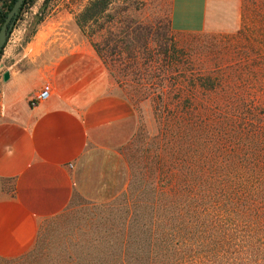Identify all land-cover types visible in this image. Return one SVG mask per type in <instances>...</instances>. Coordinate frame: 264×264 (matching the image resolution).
I'll use <instances>...</instances> for the list:
<instances>
[{"label":"rangeland","instance_id":"374dc122","mask_svg":"<svg viewBox=\"0 0 264 264\" xmlns=\"http://www.w3.org/2000/svg\"><path fill=\"white\" fill-rule=\"evenodd\" d=\"M93 1L32 0L22 7L0 50V118L5 113L3 71L34 67L81 44L95 52V43L113 60L110 69L127 72L132 32L158 20L165 23L168 16L176 45L207 55L209 65L242 59L253 64L263 43L264 0H96L91 6ZM103 65L110 91L125 97ZM125 98L133 107L129 119L89 131L66 207L40 222L26 252L0 257V264H229L225 243L238 238L243 245L255 239L263 245L253 246L246 251L251 258L234 264H264V231H217L193 236L198 243L193 247L149 248V231L164 227L163 141L150 103ZM141 127L145 131L136 144L132 134ZM155 184L159 189L153 192Z\"/></svg>","mask_w":264,"mask_h":264},{"label":"trees","instance_id":"16d2710c","mask_svg":"<svg viewBox=\"0 0 264 264\" xmlns=\"http://www.w3.org/2000/svg\"><path fill=\"white\" fill-rule=\"evenodd\" d=\"M12 2L0 5V24ZM31 2L23 1L14 20ZM164 21L132 32L127 72L110 69L113 60L91 43L123 95L150 103L163 141L164 227L149 231V248L193 247V236L217 231H264V36L253 64L209 65L207 55L176 45L169 16ZM144 131L132 134L136 144ZM242 242L225 243L229 264L251 258L246 251L263 245L260 239Z\"/></svg>","mask_w":264,"mask_h":264},{"label":"crops","instance_id":"0c3cea01","mask_svg":"<svg viewBox=\"0 0 264 264\" xmlns=\"http://www.w3.org/2000/svg\"><path fill=\"white\" fill-rule=\"evenodd\" d=\"M7 71L0 118V181L6 185L0 187V257H15L32 246L40 222L68 204L89 131L129 119L133 107L110 91L109 74L86 44ZM44 83L49 95L30 106Z\"/></svg>","mask_w":264,"mask_h":264},{"label":"water","instance_id":"95a60500","mask_svg":"<svg viewBox=\"0 0 264 264\" xmlns=\"http://www.w3.org/2000/svg\"><path fill=\"white\" fill-rule=\"evenodd\" d=\"M24 0H13L11 6L7 10L6 14L3 17V20L0 24V50L4 44L5 38L7 36L8 31L13 25L15 16L21 7ZM8 77V71H3L2 79L6 80Z\"/></svg>","mask_w":264,"mask_h":264},{"label":"built area","instance_id":"2783aa9c","mask_svg":"<svg viewBox=\"0 0 264 264\" xmlns=\"http://www.w3.org/2000/svg\"><path fill=\"white\" fill-rule=\"evenodd\" d=\"M50 92V87L48 83H44L40 89H38L35 94L29 99L28 104L30 106L35 105L37 102L44 100L47 98Z\"/></svg>","mask_w":264,"mask_h":264},{"label":"flooded vegetation","instance_id":"af4514ba","mask_svg":"<svg viewBox=\"0 0 264 264\" xmlns=\"http://www.w3.org/2000/svg\"><path fill=\"white\" fill-rule=\"evenodd\" d=\"M2 76V75H1Z\"/></svg>","mask_w":264,"mask_h":264}]
</instances>
